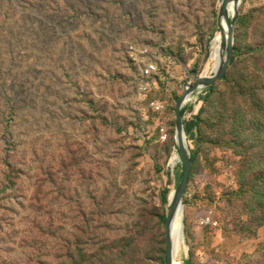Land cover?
Masks as SVG:
<instances>
[{
    "label": "rangeland",
    "instance_id": "rangeland-1",
    "mask_svg": "<svg viewBox=\"0 0 264 264\" xmlns=\"http://www.w3.org/2000/svg\"><path fill=\"white\" fill-rule=\"evenodd\" d=\"M220 2L0 0V264H164L176 100L205 71ZM229 19L224 77L181 109L184 264H264V0Z\"/></svg>",
    "mask_w": 264,
    "mask_h": 264
},
{
    "label": "water",
    "instance_id": "water-1",
    "mask_svg": "<svg viewBox=\"0 0 264 264\" xmlns=\"http://www.w3.org/2000/svg\"><path fill=\"white\" fill-rule=\"evenodd\" d=\"M229 0H221L219 6V15L223 18L225 25H227L228 33L226 37V51L223 57L222 63L219 69L210 76H198L195 79L193 84H186L184 87L183 93L179 96L176 100V107H175V140L176 144L180 153L179 160L182 164V171L181 176L174 188L173 200L168 204V210L166 214V218L164 221V254H163V263L164 264H172V256H173V249H172V238L169 233V223L171 221L172 216L174 215L175 210L180 209V212L183 213V198L187 192L188 183H189V176H190V169L192 165V160L189 158L187 151H186V144H185V132L183 126V118L181 109L185 103L186 96L191 94L199 87L203 86H211L215 82L221 80L225 72L228 68V65L231 61L232 54H233V42H234V26H235V19L230 20L229 16H227L226 7ZM235 3H240V0H234ZM238 11V10H237ZM236 13L233 15V18L236 17ZM180 238L183 240V228L180 230Z\"/></svg>",
    "mask_w": 264,
    "mask_h": 264
},
{
    "label": "bare ground",
    "instance_id": "bare-ground-1",
    "mask_svg": "<svg viewBox=\"0 0 264 264\" xmlns=\"http://www.w3.org/2000/svg\"><path fill=\"white\" fill-rule=\"evenodd\" d=\"M241 1V0H240ZM240 3H235L234 0H229L226 7L227 16L233 17L238 10ZM218 31L214 33V36L210 43V51L207 66L205 71L200 76H210L214 74L220 67L223 57L226 51V37L228 33L227 25H225L223 18L218 13L217 20ZM203 69V68H202ZM210 72V75H207ZM190 99V94L186 96L185 102ZM178 155L173 156V160H177ZM179 160V159H178ZM173 164V163H172ZM174 190H170L167 195L168 204L173 200ZM184 214L180 212V209L175 210L174 215L169 223V233L172 238V264H184L181 259V254L186 250L183 240L180 238V230L183 228Z\"/></svg>",
    "mask_w": 264,
    "mask_h": 264
},
{
    "label": "built area",
    "instance_id": "built-area-1",
    "mask_svg": "<svg viewBox=\"0 0 264 264\" xmlns=\"http://www.w3.org/2000/svg\"><path fill=\"white\" fill-rule=\"evenodd\" d=\"M128 50L131 60L141 66L143 77H150L156 73L157 61L151 56L147 46L131 44ZM150 106L156 113H163L164 105L160 101L152 100Z\"/></svg>",
    "mask_w": 264,
    "mask_h": 264
},
{
    "label": "trees",
    "instance_id": "trees-1",
    "mask_svg": "<svg viewBox=\"0 0 264 264\" xmlns=\"http://www.w3.org/2000/svg\"><path fill=\"white\" fill-rule=\"evenodd\" d=\"M211 86H208V88H210ZM190 158H192V157H190ZM192 160V159H191ZM181 176V172H180V174H179V177Z\"/></svg>",
    "mask_w": 264,
    "mask_h": 264
}]
</instances>
